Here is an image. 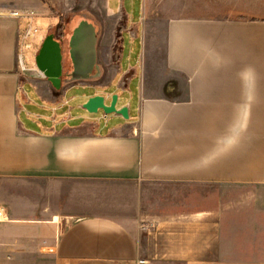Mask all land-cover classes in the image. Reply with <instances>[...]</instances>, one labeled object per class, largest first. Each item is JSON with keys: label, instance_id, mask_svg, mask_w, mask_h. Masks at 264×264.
<instances>
[{"label": "crops", "instance_id": "obj_1", "mask_svg": "<svg viewBox=\"0 0 264 264\" xmlns=\"http://www.w3.org/2000/svg\"><path fill=\"white\" fill-rule=\"evenodd\" d=\"M87 4L99 32L102 74L58 89L38 77L36 66L21 69L22 18L8 14L20 8L0 0V183L39 179L115 190L58 193L60 211L52 217L0 203V264H136L139 258L151 264H264V0ZM69 13L70 20L83 16ZM160 23L164 48L150 38ZM126 33L133 39L130 48ZM159 53L177 77L169 82L171 95L162 93L163 82L159 88L147 79L148 57ZM107 73L109 79L101 81ZM135 78L136 98L127 93ZM80 85L98 87L88 98L102 94L107 104L112 88H120L125 98L119 107V95L116 106L129 107V120L111 124L102 114L69 125L68 113L47 119L29 108L68 103L69 90ZM241 185L251 189L244 195L249 210L232 207ZM165 186L168 193L157 205L204 196L222 208L159 204L144 210V191ZM144 220L152 227L145 229Z\"/></svg>", "mask_w": 264, "mask_h": 264}, {"label": "rangeland", "instance_id": "obj_2", "mask_svg": "<svg viewBox=\"0 0 264 264\" xmlns=\"http://www.w3.org/2000/svg\"><path fill=\"white\" fill-rule=\"evenodd\" d=\"M6 1V0H5ZM9 1V0H8ZM88 0H13L16 5L23 10L32 9L36 13H38L33 19L30 18H22V24H21V32L23 33L24 29L28 26L30 22H33L34 26L38 27L40 29V32L37 33L33 38L28 39L26 42H30L32 45L30 47H27L26 45L23 46V56H24V62L27 67L36 66V53L39 52V49L41 47V44L44 40V38L49 33H55L62 42L63 48H70L69 42H70V36L72 34V31L74 28L84 20L85 18L83 16L77 15L72 20H70V13L69 12H76L79 14H82L83 12H87ZM44 9L45 11H43ZM63 24V30L59 29L58 24ZM158 28L155 31H151L152 36L151 41L154 44H160V48H164L165 44V30L163 27V24L160 23L157 25ZM64 31V32H63ZM126 37V43L127 48H130V42H133V39L131 36H129L128 33L125 35ZM139 43V41H138ZM137 43V48H139ZM151 44V43H150ZM39 48V49H38ZM152 48V47H150ZM38 50V52H37ZM67 50L65 54V60H64V66H65V73L66 70H68V73H71V63L67 59ZM136 62V59H134V63ZM136 64V63H135ZM21 66V65H20ZM38 70V69H37ZM39 75V78H47L43 73H41L39 70L36 71ZM32 75H35V72H28ZM146 75L147 79L150 81L155 82L156 86L159 87L160 83H164L163 91L162 93L166 95H171V92L168 89L169 82H172V78H175L172 76L171 71L168 70L165 66V55L163 53L159 54H153L148 57V63L146 67ZM109 79V73H107L105 76L101 78V81ZM177 79V77L175 78ZM182 80V79H181ZM138 78H135V81L133 82V86L127 93L129 96L131 94L136 98L137 92H138ZM160 88V87H159ZM158 88V89H159ZM99 88L95 86H74L71 88L68 92V94L65 97V102L63 105L58 104L56 107H52L51 104L48 106H41L39 103H33L29 106L30 110L35 113L42 114L43 118H47L49 116L52 117V119L58 115V117L62 120L64 114L68 113L69 116V125H75L78 123H81L82 118L86 116H98L105 114L104 110L101 109L97 113L89 112L86 108H84L83 104L88 101V97L93 94L94 92H97ZM114 94L120 95V99L118 102V106L120 107L124 102V91H122L120 88L113 87ZM157 88H155L156 90ZM176 90V89H175ZM174 91V89L172 90ZM113 94V95H114ZM174 95V94H173ZM177 95L180 97L183 95L182 92H178ZM33 99L37 102L40 100L36 99L35 95L32 96ZM107 101L111 103L112 99L107 98ZM109 116V120L111 124L119 123L121 120L127 121L129 118H123L120 117L117 113H110L107 114ZM47 119H43L44 123H52L47 121ZM29 123H31L29 121ZM102 126H106L107 123L105 120L101 123ZM33 125V124H32ZM125 186V185H124ZM113 187V188H112ZM114 185L107 186V184H99V183H76V182H55V181H40L39 179H29V180H22L19 182H2L0 183V200L1 204L6 206V209L8 207L14 206L18 210L24 211V212H35L37 211L38 214L34 217H52L51 213L54 211H60L56 210L57 205L55 203L57 194L59 193V196H61V193L66 194L69 191L74 190H83V189H95L100 191H114L115 190ZM117 189H121V187H117ZM134 189L133 187L130 188V190ZM118 191V190H117ZM241 192V197L236 198L234 197V200L232 202V207L234 210H249V207L246 203V198L244 195L248 194L247 191H251L250 187L247 185H241V188L238 190ZM181 192V190L179 191ZM168 190L166 189V186L164 188H158L154 190L152 193V190H145L144 195L142 197L143 199V206L144 210H157L158 205L160 204L161 208H167L170 207L174 210H202V209H212V210H221L222 205H220V202L214 199H211L209 197L205 198L202 196V198L198 197H184L183 199H178L177 201H170L167 203L164 199L161 203L157 205V201H159L163 194H167ZM154 195V196H153ZM159 199V200H157ZM62 202V199H60ZM100 201H103L100 200ZM108 201V199H106ZM60 202V208L63 209V203ZM164 202V203H163ZM108 203V202H107ZM227 199L224 198L223 202V210H227ZM48 206V213L47 211L42 213L41 211L44 210V207ZM251 210V208H250ZM62 211V210H61ZM40 212V213H39ZM144 228H151L152 223L146 222L144 220Z\"/></svg>", "mask_w": 264, "mask_h": 264}, {"label": "water", "instance_id": "obj_3", "mask_svg": "<svg viewBox=\"0 0 264 264\" xmlns=\"http://www.w3.org/2000/svg\"><path fill=\"white\" fill-rule=\"evenodd\" d=\"M85 18L73 30L70 38V55L74 69L70 78L64 79V51L60 40L55 37V33H49L43 40L39 52L36 55L37 69L47 77L52 84L60 89L63 82L79 80H91L101 76L102 70L98 62V40L99 32L95 22L88 12L82 13ZM119 48V47H118ZM118 56V55H117ZM97 72L94 74V70ZM118 95L112 96L110 104L106 103V96L97 94L91 96L83 104L89 112L97 113L101 109L105 114L117 113L125 118H129V107L117 108Z\"/></svg>", "mask_w": 264, "mask_h": 264}, {"label": "built area", "instance_id": "obj_4", "mask_svg": "<svg viewBox=\"0 0 264 264\" xmlns=\"http://www.w3.org/2000/svg\"><path fill=\"white\" fill-rule=\"evenodd\" d=\"M8 14L16 18H30V19H33L37 15L34 11H24L20 9H11L8 11ZM39 32L40 29L34 26L33 22H30L28 24V26L24 29L23 33H21V38H20L21 51L22 49H24L23 46L26 45L27 47H30L32 45L30 42H26V41L30 38H33ZM19 62L22 70L24 71L29 70V68L25 65L24 56L22 52L19 54ZM2 256L10 257V255L7 252H3ZM136 264H151V261L146 258H139Z\"/></svg>", "mask_w": 264, "mask_h": 264}, {"label": "flooded vegetation", "instance_id": "obj_5", "mask_svg": "<svg viewBox=\"0 0 264 264\" xmlns=\"http://www.w3.org/2000/svg\"><path fill=\"white\" fill-rule=\"evenodd\" d=\"M56 37V35H55ZM58 40L61 41V39L59 37H57ZM62 43V42H61ZM64 71H65V66H64ZM72 71V70H71ZM67 73L64 72V77H66L67 75L71 74V73H68V70H66Z\"/></svg>", "mask_w": 264, "mask_h": 264}, {"label": "trees", "instance_id": "obj_6", "mask_svg": "<svg viewBox=\"0 0 264 264\" xmlns=\"http://www.w3.org/2000/svg\"><path fill=\"white\" fill-rule=\"evenodd\" d=\"M58 27H59V29H61V30H63V24L60 22L59 24H58ZM64 32V31H63ZM72 33H73V31H72ZM72 35V34H71ZM58 36L56 35V38H57ZM71 37V36H70Z\"/></svg>", "mask_w": 264, "mask_h": 264}]
</instances>
